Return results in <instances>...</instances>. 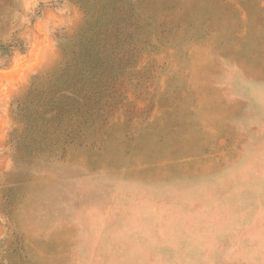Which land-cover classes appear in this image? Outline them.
Returning a JSON list of instances; mask_svg holds the SVG:
<instances>
[{"label":"rangeland","instance_id":"374dc122","mask_svg":"<svg viewBox=\"0 0 264 264\" xmlns=\"http://www.w3.org/2000/svg\"><path fill=\"white\" fill-rule=\"evenodd\" d=\"M0 264H264V0H0Z\"/></svg>","mask_w":264,"mask_h":264}]
</instances>
